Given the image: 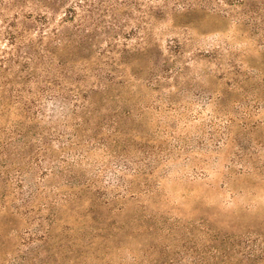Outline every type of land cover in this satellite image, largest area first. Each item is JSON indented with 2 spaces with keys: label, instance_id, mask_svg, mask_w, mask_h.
<instances>
[{
  "label": "rangeland",
  "instance_id": "1",
  "mask_svg": "<svg viewBox=\"0 0 264 264\" xmlns=\"http://www.w3.org/2000/svg\"><path fill=\"white\" fill-rule=\"evenodd\" d=\"M195 1L133 0L83 21L92 37L76 63L111 70L120 96L103 111L128 109L127 132L110 142L95 116L72 146L51 141L50 164L12 159L0 264H200L211 245L227 255L218 264H264V0L225 15Z\"/></svg>",
  "mask_w": 264,
  "mask_h": 264
},
{
  "label": "trees",
  "instance_id": "2",
  "mask_svg": "<svg viewBox=\"0 0 264 264\" xmlns=\"http://www.w3.org/2000/svg\"><path fill=\"white\" fill-rule=\"evenodd\" d=\"M175 1L184 10H192L197 3L195 0ZM197 1L201 2L198 4L202 10L209 8L213 13L223 12L224 15L228 8L239 5L234 0ZM132 2L0 0V175H5V184L10 181L8 176L9 167L14 164L12 159H28L38 165L50 164L47 147L51 141L55 139L59 142L62 150L68 145L72 146L81 131L92 130V119L95 116L97 130L109 133L108 136H112L110 142L120 144L116 138L127 132L124 118L129 110L114 107L103 111L101 103L105 98L113 100L117 95L120 96L119 92L114 95L111 93V70L104 75L100 71H90L84 64L76 62L88 58L84 55L80 57V54L90 45L92 37L84 34L83 21L87 18L112 16L121 5L126 6ZM56 15H59V20L55 23ZM142 17L150 20V15L145 17L143 14ZM68 22H74V31L62 37L60 28ZM114 38L107 39L108 47ZM102 53L103 50L98 54ZM91 73L95 80L88 84L86 79ZM94 95L98 107L93 106ZM97 111L103 114L99 115ZM11 112L17 114L16 120L8 118ZM61 115L74 119L70 126L66 121L62 131L52 127L55 118ZM67 126L70 129L66 132ZM96 135L97 132L93 130L84 142L90 144L91 138ZM68 158L64 154L57 163L68 166ZM47 169L45 167L42 173H46ZM18 182L19 186L23 183L21 179ZM211 247L214 250L210 255L212 261L202 256L200 264H218L227 256L217 246Z\"/></svg>",
  "mask_w": 264,
  "mask_h": 264
}]
</instances>
